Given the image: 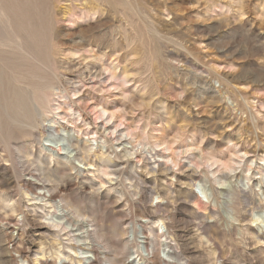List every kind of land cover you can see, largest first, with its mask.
I'll return each instance as SVG.
<instances>
[{
	"label": "rangeland",
	"instance_id": "1",
	"mask_svg": "<svg viewBox=\"0 0 264 264\" xmlns=\"http://www.w3.org/2000/svg\"><path fill=\"white\" fill-rule=\"evenodd\" d=\"M40 1L0 0V223L17 220L13 245L29 264H58L48 209L28 201L43 192L20 189L30 175L103 231L104 243L93 241L106 257L126 245L124 229L147 221L161 261L173 251L183 264H264V0ZM18 64L54 82L42 106L51 130L32 143L4 102ZM68 137L103 152L115 177L99 175V188L96 173L68 170L65 160L78 165ZM13 201L16 212L5 208ZM8 231L0 227V264L10 253L23 264ZM135 248L117 256L122 264Z\"/></svg>",
	"mask_w": 264,
	"mask_h": 264
},
{
	"label": "bare ground",
	"instance_id": "2",
	"mask_svg": "<svg viewBox=\"0 0 264 264\" xmlns=\"http://www.w3.org/2000/svg\"><path fill=\"white\" fill-rule=\"evenodd\" d=\"M41 1H40V3H41ZM46 2H48V1H46ZM40 7H41V5H40ZM13 26H14V24H13ZM5 29L6 28H4V30ZM22 29H23V27H22ZM2 30H3V28H2ZM39 32H41V31H39ZM39 36H41V34ZM39 36L37 35V37H39ZM31 38H32V36H31ZM18 41H20V40H18ZM15 43H17V42H15ZM5 44H6V39L0 38V51H1V48H3L5 46ZM44 45H46V44L44 43ZM25 48H26V46H25ZM45 48H46V46H45ZM24 52L27 53L28 55H30L31 57H33V55H35L32 51H29V49H28V51L24 50ZM19 54L22 55V52L19 51ZM0 58H3V57L0 56ZM4 59L5 58H3V60H1V59L0 60L4 61ZM169 59H170V57H169ZM8 63H10V62H8ZM5 66H7V65H5ZM13 67H14V65H13ZM14 69H15V71L13 72V74L9 76V80H10V83L8 84L9 85V92H7V93H10V95H9V97H6L4 99V102H5V104H10L8 108L12 109V112L8 117L9 120L15 124L16 128L19 130L21 135L26 136V139H28L29 143H32V142H35V139L38 137V134L36 133V131H39V133L40 132L42 133V132L51 130L50 126H43L41 122L43 121L42 115H43V111H44L42 106L45 104V101H46V98H45V95H43V92L45 90L52 88V86L54 85V82L51 79L49 80V79L45 78L44 75H42V73H30L31 71L30 72L24 71L23 66H20L19 64L16 65ZM34 69H36V68H34ZM8 70L11 71L10 69H8ZM6 81H7V79H6ZM3 83H5V81H3ZM5 85H7V84H5ZM1 109L2 108H0V111H1ZM16 132H17V130H16ZM52 132H54V131H52ZM67 140H68V147L72 149L71 150L72 161L78 163V165H74V163L69 162L68 160H65V163L67 164L66 166H68V170H76L77 172H80V173L87 172V173L92 174V176H96V174H97L98 178H101L99 175L110 178L116 174V172H114V170H112V168L110 169V166H109L110 164L106 163V162H108L106 157L105 158L102 157V155H104L103 152L100 153L101 155L98 153H94L93 155H91L90 148H88V146H86L85 144H81L76 139H72L70 137H68ZM58 149L61 150L60 148H58ZM122 151H123L124 155H127V156L132 155V153L130 151L126 150L125 148ZM33 152H28L25 149L21 153L26 155V161H25L26 163L31 162V164H35L36 166L37 165L40 166L41 165L40 158H39V156L34 155ZM92 157L97 158L98 159L97 162L92 161ZM105 160H106V162H105ZM26 163H24V164H26ZM31 164H30V166H31ZM57 164H61V163L57 162ZM104 164H107L104 168L100 167ZM3 170H5L7 172L9 169L7 167H3ZM39 171H41L42 175H45L42 172L43 171L42 168H40ZM116 171H117V169H116ZM35 172H37V171H35ZM62 172H65V170ZM33 178L34 177L31 175L28 179L26 178L24 180L25 182L21 183L20 189H23V194L26 197L33 196L35 190H40L43 192V196H38V195L35 196L34 195L35 197L29 199L28 201L34 202L33 203L34 206H36L37 203L40 202L42 204H40L41 207H38V208H40L41 210L48 209V213L51 217L48 220L49 222H48L47 228L54 229V239L52 241V244L56 247L54 255L56 257V260L58 261V264H67V261H69L70 263H75V264H94L95 262H97L100 259H103L102 261H104L105 264H122V262L117 258V256L119 254H121V252L123 250H125L126 247H128L129 245H134L136 248H135V251L130 254V256L127 259V262L125 264H147V262H149V261L151 264H161V263L162 264H183V263H180L176 257H174L173 251H171V252L167 251V253H166L167 261H165V260L161 261V258L158 256V252H159L158 251V248H159L158 245L159 244L157 245V243L155 244L151 240L152 238L158 239L159 236L154 235L153 233H155V232H153L151 230H146L147 229L146 226L148 225V223H150L147 221H140V222H137V224H132L131 227L128 229V231L126 229H124L121 232L120 236L121 237L124 236L127 238L126 239V245L123 243V246L121 247V249L115 250L113 252V257H106V253H105V249H104L105 247H102L103 245L105 246V244L99 245L98 243H94V241H93V239H95L97 241L101 240L103 242L104 241L103 238H105L101 234V232L103 233V231H101L100 234L97 233L96 226L93 224V221L89 220L87 218V216H85V214L80 212V208L79 209L74 208L76 205L73 207L69 201L70 198L67 199L66 197H64V195H61L56 187L53 188V190H51L52 188L46 189V187L42 184L41 179L38 180V178L37 179H33ZM108 180L110 181L111 178ZM104 184H106V182H104V180H102V178H101L100 183H98L99 188L103 187ZM191 186L193 187L194 184H192ZM44 194H46V196H44ZM56 195H59V200L57 202L53 201V198ZM157 198H159V197H157ZM235 201H237V200H235ZM14 202H16V201H13V204L7 205L5 208H8L11 212H16L17 206H16V203H14ZM160 207L161 206L157 205V206H155L154 209L159 210ZM11 219H13V218H11ZM162 222H163L162 220L156 221V223H158L157 228L160 230H162V228L164 227V224ZM12 223H13V221H11L9 219V217L7 219H5V222H3L2 224L0 223V227L2 230H9L7 232L8 234H6L7 238H8L6 245H8V246L11 245L12 249H10V250H13L12 252L18 253L19 256L23 258V261H22L23 264H29V261H28L29 251L26 250L25 248L22 249L21 248L22 246L20 247V246L16 245L19 247L18 248V247L13 245V241L15 240V238H14V235L12 232H14L15 230L13 231L12 228H14L17 225V220H16L15 224L13 223V225H12ZM150 234L152 236L151 239H150ZM159 234H160V236L164 235V233H162V231H159ZM64 235H65V239L62 240L61 236H64ZM65 240L67 241V243L63 242ZM206 242H209V240H206ZM109 247H107V248H109ZM110 248L112 249L113 247H110ZM99 249H101V251H98ZM63 250H65V252H63ZM11 254L12 253H10L9 254L10 256H8L6 259L7 263H9V264L14 261V258L12 256L14 254H12V255ZM212 254L213 253H211L210 256H212ZM210 260H212V259H210ZM32 261L34 264H41V260L39 258H34V260H32ZM214 261H215V259H214Z\"/></svg>",
	"mask_w": 264,
	"mask_h": 264
}]
</instances>
